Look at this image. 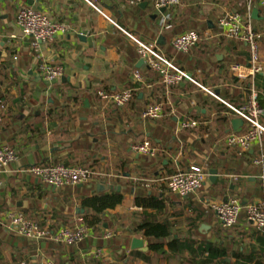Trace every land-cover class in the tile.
<instances>
[{"label":"crops","instance_id":"0c3cea01","mask_svg":"<svg viewBox=\"0 0 264 264\" xmlns=\"http://www.w3.org/2000/svg\"><path fill=\"white\" fill-rule=\"evenodd\" d=\"M132 1L0 0V145L18 152V159L0 174V264H41L46 259H54V264L264 261V235L245 220L244 214L234 226L222 227L209 202L223 197L207 193L210 188L264 202V192L259 189L264 165L252 164L253 158L264 153V139L263 148L256 144L247 154L224 142L228 134L246 130L245 122L233 128L231 121L238 117L227 104H244L248 91L245 83H251L252 78L240 80L231 71L233 64L248 63V47L222 35L218 21L228 12L245 7L246 0H182L172 13L171 21L176 25L166 23L169 10H156L153 0ZM19 5L41 10L69 26L67 32L43 45L45 56L64 67L59 83L48 85L36 79L37 61L30 55L28 40L14 26ZM253 9L258 10L256 19L251 17ZM247 12L255 28L264 26V0H254ZM183 21L194 22L203 36L189 53H177L171 46L173 37L186 31ZM125 32L154 42L197 84L182 81L170 88L163 85ZM260 60L263 73L256 75L253 83L258 99L264 100V38L260 41ZM135 70L141 72L143 83L134 101L116 108L98 98V90L119 92L129 87ZM208 91L217 92L227 104ZM154 102L165 104L166 115L154 121L142 119L141 111ZM192 119L199 123L196 129L180 128L182 122ZM261 121L264 125V115ZM146 139L157 145L163 157L151 159L131 151L134 142ZM204 157L211 163L210 169L217 171L216 184L212 186L208 176L195 195L181 198L170 192L164 183L168 173L186 169ZM54 159L93 167L95 178L77 186L82 192L96 190L98 183L113 185L116 177L119 180L113 186L124 192L123 202L107 211L102 227H89L86 239L76 244L29 240L9 231L1 219L2 211L14 208L42 219L43 225L53 227L57 223L53 217L59 196L51 194L55 189L41 186L24 171L32 164ZM137 194L152 195L160 201L159 207L137 206ZM77 208L79 205L73 209L76 214ZM75 218L76 223L81 222ZM145 220L166 223L169 235L145 238L136 229ZM135 238L142 240L140 248H132ZM149 241L164 243L161 252L150 251ZM169 241L178 242V251L168 249ZM209 246L218 248L221 257L205 261L207 252L203 249Z\"/></svg>","mask_w":264,"mask_h":264},{"label":"built area","instance_id":"2783aa9c","mask_svg":"<svg viewBox=\"0 0 264 264\" xmlns=\"http://www.w3.org/2000/svg\"><path fill=\"white\" fill-rule=\"evenodd\" d=\"M142 0H134L139 3ZM181 0H153L156 10L176 6ZM254 0H246L248 10L253 5ZM14 26L19 31L22 38L28 40L30 55L37 61L36 79L48 85L59 83L64 76V67L47 58L43 52V45L53 41L69 30L65 23L52 19L45 12L26 5H19L14 13ZM218 27L222 35L228 39H234L245 43L249 51V60L246 65H231V71L238 79H251L248 84L246 99L244 104L235 107L225 103L222 99L208 91L216 99L227 104L233 113L247 124L246 130L240 133H230L225 138L227 147H238L241 151L247 152L254 145L259 144L261 136L264 134V125L261 118L264 109L259 103L258 94L253 83L256 75L263 73V65L260 60L259 39L264 34L257 32L252 20L244 16L237 10L228 12L218 21ZM126 33V32H125ZM138 47V53L144 64L156 72L161 82L165 86H171L182 82L184 79L194 84L197 82L187 73L176 67L167 57L155 46L154 42L143 41L126 33ZM199 33L194 30H186L175 35L171 41L172 48L180 53H189L199 42ZM133 83H142L143 76L139 70L132 73ZM132 88H126L119 92H107L98 90V98L105 103H111L115 107H123L133 98ZM164 107L161 102L147 104L141 111V118L145 120H157L163 116ZM198 121L187 120L180 124L181 129L195 128ZM133 153L145 157H153L155 148L148 140L133 143L130 146ZM18 159V152L8 145H0V174L6 172L12 163ZM264 153L252 159V164L263 167ZM27 174L34 176L47 188H61L64 186L83 185L93 179L95 172L85 166H67L63 164L42 165L32 164L24 170ZM209 176L206 163L202 165L193 164L188 168L176 171L166 176L164 181L167 188L173 194L186 198L195 195L203 187ZM236 178V177H234ZM261 188L264 192V172L259 174ZM209 207L217 216L219 224L224 228L234 226L240 215L244 213L245 220L255 226L264 235V202L243 203L239 198L227 197L217 198L209 202ZM1 219L5 227L29 240H50L58 244H76L81 242L88 234L89 227L82 223L73 225H60L58 228L45 225L26 217L21 211L14 208L5 209L1 213ZM100 255V251L96 253ZM23 264V263H21ZM41 264H54L52 260L46 259Z\"/></svg>","mask_w":264,"mask_h":264},{"label":"trees","instance_id":"16d2710c","mask_svg":"<svg viewBox=\"0 0 264 264\" xmlns=\"http://www.w3.org/2000/svg\"><path fill=\"white\" fill-rule=\"evenodd\" d=\"M132 2H134V0ZM181 3H182V0L176 6L169 8V19L167 20L166 23H168V21H169L171 25L174 24L171 21L172 20V13L174 12V9L177 6H179ZM237 11H239L244 16H248L246 4H245V7L243 6L242 8L237 9ZM183 22H184V26H185V24H188V25H190L192 27H196L197 28V29H194V30H196L199 33V37H200L199 42H198V44H199L200 41L203 39L202 38L203 36H202V34H201L200 30H199L200 27H197L196 24H194V22L193 23H190V24L187 21H183ZM174 25H176V24H174ZM255 29H256L257 32L261 33L263 31V29H264V26L262 28H257L256 27ZM263 38H264V34H261V37L259 39V47H260V41ZM236 41H238V40H236ZM177 53H180V52H177ZM167 59L170 60L169 57H167ZM170 61L172 62V60H170ZM174 65L176 66V64H174ZM176 67H178V66H176ZM180 70H182V69H180ZM154 73H156V72H154ZM156 75L159 77V80L161 81L160 76L157 73H156ZM183 81L185 82V81H188V80H185L184 79ZM142 83H133L132 78H131L130 85L127 88H132L133 91H134V94H133V98H132V100L130 102H132V101H134L136 99V97H137L136 90H137V88H141L142 87ZM248 84H249V82H246L245 83V88L246 89L248 87ZM173 86H175V85H171V86H168V87L170 88V87H173ZM259 103L262 106V108L264 109V100H263V98H260L259 97ZM113 107H115V106H113ZM163 107H164V112H163V116L161 118H163L166 115V112H167V108H166L165 104H163ZM116 108H118V107H116ZM119 108H121V107H119ZM197 127H195V128H185V129L194 130ZM236 133H239V132H236ZM263 139H264V134H262L261 141L259 143L261 148H263ZM146 140H148L151 143V145L156 150L155 155L153 157H150V158L151 159H157V158L160 159L159 157H163V155H161L160 151H158L157 145L152 140H150V139H146ZM141 141H144V140H140V141H136V142H141ZM136 142H134V143H136ZM233 148H236V147H233ZM263 150H264V148H263ZM244 153L247 154L248 152H244ZM204 162L206 163L207 170H209L210 167H212V165L209 162V160H208L207 157L202 158V160L200 162H198L197 165H202ZM40 164H42V165L63 164V165H67V166H77L78 165V166L89 167L91 169L93 168L91 165H87V164H84V163L83 164L82 163H79V164H71V163L66 162V161H60V160H55V159L54 160H49L47 162H43V163H40ZM263 164H264V162H263ZM258 167H260V166H258ZM180 170L181 169L173 170L172 172L168 173V175H170L173 172L180 171ZM182 170H184V169H182ZM152 173L154 174V171H152ZM118 174L119 175H122V173H118ZM158 175H159V173H158ZM159 177H162V176H159ZM93 178H95V176ZM113 180H112L113 181L112 184L114 185V184H116V182H118L119 178L116 177ZM40 184H41V186L46 187L43 183L40 182ZM40 184H38V185H40ZM215 184H216V182L212 183V186H214ZM68 187L74 188L75 189V193H77V195H76L77 204L75 206L79 205V208L84 210L83 213H78V214L75 213L74 214L75 217H79V219L81 220L82 223L86 224L88 227H91L93 229H96L97 227H100L101 228L102 225H103V223L106 220V216H107L106 213H107V211L113 210L117 205H120L123 202V200H124V192L123 191L111 190V191H100V192H97L95 189H92L91 188L92 191L90 189V191L87 190L86 192H82L83 189L81 190V188L79 189L77 186H64V187H61V188H56L54 190V192H51V194L53 196H55V197H56V195L59 196V192H62L61 190H64L65 188H68ZM49 189H51V188H49ZM209 189L207 191V193L209 194V196H213V195L218 194V195H222L221 197H223V198L236 197V198H239L241 200V202H243V201H245V203L252 202L251 200H246V198L244 200V196L243 195H240V194H231L229 192L223 193L222 191L209 190ZM259 189L262 192V190H261V181L259 182ZM263 199H264V197H263ZM134 202H135V204L137 206H140L143 209H148V208H158L159 207L158 206V203L160 201L157 200L156 198H154L152 195L145 194V196H142V195H138L137 194L135 196ZM16 210L21 211L26 217H28V218H30V219L38 222L41 226H45L42 223V219L33 217L31 214L28 213V211L23 210V209H16ZM242 214H244V213H242ZM53 218H55V220L57 222L56 224H54L55 229H56V227H59V225H61L62 223L61 222H58V219L56 218V216L53 217ZM76 222L77 221L74 220L70 224L65 223L63 225H69V226H71V225H73ZM136 229L138 231H140L141 234H142V236H144L145 238H150V237H153V238H166L169 235V230H168L169 228H168V226H167L166 223H160V222H156L155 223V222H151V221L145 220V221L141 222ZM86 237L82 241H84L86 239ZM40 241H44V240H40ZM163 244L164 243H162L161 241H149V243H148V249L150 251H154V252H161ZM166 245L168 246V249L170 251H173V252L178 251V242H176V241H169V242L166 243ZM217 249L215 247H211V246L206 247V248L204 247L203 250L207 252V257H206L207 259H205V261H212V260H214V258L221 257V255H220L221 253H220L219 249L218 250ZM52 261L55 263L54 259H52ZM254 264H264V261L255 260Z\"/></svg>","mask_w":264,"mask_h":264},{"label":"rangeland","instance_id":"374dc122","mask_svg":"<svg viewBox=\"0 0 264 264\" xmlns=\"http://www.w3.org/2000/svg\"><path fill=\"white\" fill-rule=\"evenodd\" d=\"M184 29L190 30V29H197V28L186 24L184 26ZM152 174L153 173H149V176H152ZM61 191L62 192H59V200L56 201L54 204L55 209L57 211V214L55 216L58 219V222H61L62 224H65V223L70 224L71 222L76 220L74 216L75 212L73 211V209H74V206L77 204V199L76 197L72 196L73 194H75V189L72 187H68ZM48 203L49 205H53L52 200H49ZM64 209L68 211L67 214L61 213V211Z\"/></svg>","mask_w":264,"mask_h":264},{"label":"water","instance_id":"95a60500","mask_svg":"<svg viewBox=\"0 0 264 264\" xmlns=\"http://www.w3.org/2000/svg\"><path fill=\"white\" fill-rule=\"evenodd\" d=\"M141 6H142V7L145 6V3H142ZM164 10H165V8H161V9H160L161 12H163ZM257 14H258V10H257V9H253V10H252V13H251V17H252L253 19H256V18H257ZM187 76H188V78L191 77L190 74H187ZM212 93H213L214 95L217 94V92H212ZM231 123H232L233 128H234V129H237L240 125L243 124V120H242L241 118H236V119H233V120L231 121ZM216 175H217V171H216L215 169H210V170H209V180H210L212 183L215 182V180H216ZM114 189L119 190V187L115 188L113 185H106V184H104V183H98V184H97V189H96V190H97V191H103V190H114ZM76 212H77V213H83L84 210H83V209H79V208H77V209H76ZM142 244H143V242H142L141 239H137V238H135V239L132 240V248H140V247L142 246Z\"/></svg>","mask_w":264,"mask_h":264}]
</instances>
